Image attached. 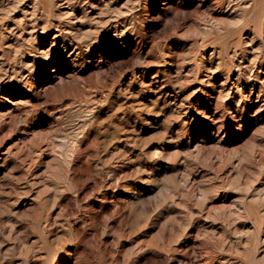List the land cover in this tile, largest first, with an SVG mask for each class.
Instances as JSON below:
<instances>
[{
  "label": "rangeland",
  "instance_id": "374dc122",
  "mask_svg": "<svg viewBox=\"0 0 264 264\" xmlns=\"http://www.w3.org/2000/svg\"><path fill=\"white\" fill-rule=\"evenodd\" d=\"M0 264H264V0H0Z\"/></svg>",
  "mask_w": 264,
  "mask_h": 264
},
{
  "label": "bare ground",
  "instance_id": "6f19581e",
  "mask_svg": "<svg viewBox=\"0 0 264 264\" xmlns=\"http://www.w3.org/2000/svg\"><path fill=\"white\" fill-rule=\"evenodd\" d=\"M65 11V10H64ZM69 12V11H68ZM66 13V12H65ZM70 13V12H69ZM40 52H44V51H40ZM44 55V54H43Z\"/></svg>",
  "mask_w": 264,
  "mask_h": 264
}]
</instances>
